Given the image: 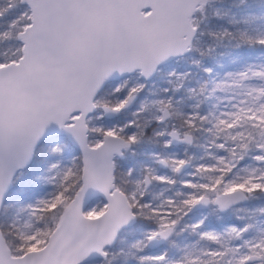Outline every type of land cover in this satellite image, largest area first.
<instances>
[{
    "label": "snow or ice",
    "instance_id": "snow-or-ice-1",
    "mask_svg": "<svg viewBox=\"0 0 264 264\" xmlns=\"http://www.w3.org/2000/svg\"><path fill=\"white\" fill-rule=\"evenodd\" d=\"M0 264H264V0H0Z\"/></svg>",
    "mask_w": 264,
    "mask_h": 264
}]
</instances>
